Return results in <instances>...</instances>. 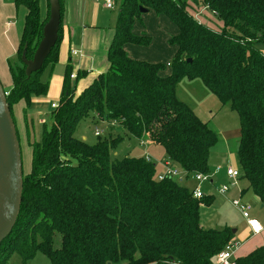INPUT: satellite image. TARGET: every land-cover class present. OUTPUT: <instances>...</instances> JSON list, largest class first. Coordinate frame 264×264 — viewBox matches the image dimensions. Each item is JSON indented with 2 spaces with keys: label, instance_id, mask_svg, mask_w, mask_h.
Here are the masks:
<instances>
[{
  "label": "trees",
  "instance_id": "1",
  "mask_svg": "<svg viewBox=\"0 0 264 264\" xmlns=\"http://www.w3.org/2000/svg\"><path fill=\"white\" fill-rule=\"evenodd\" d=\"M114 1L119 10L106 52L108 69L78 92L77 83L88 73L77 71L72 80L67 64L50 124L42 125L38 142L27 141L30 169L22 171L20 209L0 245V263L14 252L26 264L40 252L50 264H213L233 240L229 228L200 224V208L210 206L213 197L195 199L174 180L158 181L147 158H112L123 137L147 139L184 171L210 173L208 159L217 136L177 99L176 86L183 79L199 80L236 114L239 179L264 206V53L259 49L264 46V0ZM200 2L203 15L197 18ZM15 4L27 14L17 54L7 61L11 86L3 89L14 125L13 107L23 103L24 112L33 98L47 95L49 85L39 77L46 66L52 70L57 64L62 38L59 26L43 67L27 78L21 53L26 46V59L32 58L49 12L41 20L38 0ZM59 5L61 18L63 0ZM140 8L164 15L176 26L177 34L168 39L174 47L170 63L132 60L125 52L127 44L147 46L151 41L132 34ZM208 15L217 26L205 22ZM90 114L118 126L124 136L102 135L94 144L76 138L79 124ZM56 236L58 248L53 247ZM234 264H264V247Z\"/></svg>",
  "mask_w": 264,
  "mask_h": 264
},
{
  "label": "rangeland",
  "instance_id": "2",
  "mask_svg": "<svg viewBox=\"0 0 264 264\" xmlns=\"http://www.w3.org/2000/svg\"><path fill=\"white\" fill-rule=\"evenodd\" d=\"M118 1V0H117ZM10 2H13L10 0ZM94 4V3H93ZM23 7V6H22ZM21 7V8H22ZM203 5L200 2L197 6L199 13L195 17L199 18L203 15ZM93 9L97 14L98 26L93 31H98L97 35L99 39L96 40L98 44L102 43L105 40V36L108 39V44L111 43L113 36V23H115L116 12H118L119 7H114L112 10L105 9L100 2L97 6L94 4ZM22 10H24L22 8ZM193 13H196L193 10ZM205 22L208 25L215 27L217 26L216 21H213L212 16H205ZM212 17V18H211ZM199 21H202L199 19ZM90 23H86V36H88V28ZM178 30L176 26L170 22V20L164 15H157L153 11L149 10L147 13L140 15V21H136L132 27V34L136 36H142L143 34L151 38L149 45L147 46H136L128 44V49L126 53L128 57L132 60L144 61L148 63H157L161 65H166L172 61L174 55V47L168 44V39L177 34ZM82 32L76 33L74 38L79 42V39H82ZM77 42H72V46L77 44ZM109 46V45H108ZM125 47V46H124ZM103 48V47H102ZM101 48V49H102ZM259 49L264 53V46H260ZM76 51L81 55L79 50ZM64 59V56L63 58ZM169 67L165 68L164 73L167 74ZM65 68L63 63L57 62V64L52 68L46 66L41 74L40 80L46 82L49 85V91L42 101L35 102L30 107L33 102L30 103L29 110H27L26 115V127L23 123V116L21 115V120L18 118L13 107V118L15 121V126L17 129V134L19 138V147L21 152V163L22 171L24 174H27L30 169L31 161V152L27 145L29 139L30 142L39 141L41 137L42 125H49V115L52 111L50 109V104H58V100L61 95V86L64 80ZM8 72L5 62L0 63V84L4 90L8 87ZM74 84V81H72ZM76 85V84H75ZM79 83L76 85L78 88ZM176 97L178 100L183 102L187 107H189L197 117L206 122L209 125V128L217 136V142L210 151L208 166L214 168H227L229 165L233 168H238V159H237V138L236 133L238 132V119L236 114L230 110L229 106H222L216 97L212 95L199 80H186L183 79L176 86ZM37 107L38 114H34L33 108ZM22 114V112H21ZM28 115H30L28 117ZM108 126L106 123L99 122L95 119L94 114L90 116L78 126V132L75 134L76 138L82 139L88 144H94L96 142V137L94 136V128L97 127L99 131L102 132L103 136L106 135L105 130ZM26 128L28 129V137L26 136ZM114 129V128H113ZM235 130V134L233 131ZM224 132H229L230 136L227 138V141H224ZM112 136L121 135L124 136L123 132H117L113 134V131L110 132ZM164 150L162 147L150 144L145 140L137 142L133 138L123 137L122 141L112 152L113 159H122L126 154L131 156H140L149 159L156 168L157 174H162L163 169L161 167L162 158L164 157ZM184 177V175H182ZM176 183L180 186L185 187L188 190H191L195 183L190 177L187 181L179 180V178L174 179ZM243 180L239 179L238 185H242ZM222 186V181H219L218 178L214 179V186L208 187L207 184H202L200 187L201 191L205 196H212L213 202L210 206H202L199 211L200 224L204 229H215L221 230L229 228L230 230H238L239 233L245 229V220L241 217L239 211H237L231 205V199L227 201L229 191L225 195H218L215 190ZM234 186V187H236ZM234 200V199H233ZM238 200V199H236ZM246 204V203H243ZM248 205V204H246ZM254 211V209H252ZM257 220L260 223V217H264V209L258 207L256 208ZM251 210L249 211V217ZM233 241H235L233 239ZM237 242V241H236ZM60 243L59 236L54 238V248H58ZM239 243V242H238ZM0 264H22L19 257L16 253H12L7 260L2 261ZM26 264H50L49 260L40 252L36 254L26 263Z\"/></svg>",
  "mask_w": 264,
  "mask_h": 264
},
{
  "label": "crops",
  "instance_id": "3",
  "mask_svg": "<svg viewBox=\"0 0 264 264\" xmlns=\"http://www.w3.org/2000/svg\"><path fill=\"white\" fill-rule=\"evenodd\" d=\"M12 1L13 2H10V0H0V63L5 62L6 67H7V61L14 59L17 54V49L20 43L21 34L24 25V19L27 14V10L23 5L17 6L15 4V0ZM93 3L97 6L98 1L97 0H63V11L60 19L62 38H61V43L59 45L58 62L63 63L64 68L67 64H70L73 70L72 73L74 75L76 74L77 71H86L88 73L86 78L78 82L79 83L77 88L78 92L85 85H87L97 74L103 73L108 69L106 52L109 47L108 45L110 44H108L109 41L106 36H105V40L102 43L98 44V42L96 41L99 39V36L97 35V33L99 32L95 30L93 31L92 29L97 28L98 26L97 22L99 18L95 13V9H93V5H94ZM38 6H39V16L41 20H43L46 18L48 12V0H38ZM21 7L24 10H22ZM86 23H90L88 27L90 28L88 30L89 33L88 36H86V30H85ZM79 30L82 32L81 35L82 39H79V42H77L74 36L76 35L77 32H79ZM72 42H77V44H74L72 46ZM128 48H129L128 44L125 45L124 47L125 52ZM73 50H79L81 55L72 56L71 52ZM63 56L64 59H62ZM7 72H8V68H7ZM8 76H9V72H8ZM10 86H11V81L9 76L8 86H7L8 88L6 90H8ZM48 91H49V86H48ZM46 96L40 98H33L31 100V102L33 103L31 104V106L30 105L29 106L32 108V105L35 102L44 100ZM51 105L52 104H50V109L52 110ZM29 106L26 108L24 112H22L24 108L23 103H20L14 107L15 113L17 114L18 118H20V120H21V115L23 116L24 126H25V121L27 119L26 112L27 110H29ZM34 106L35 107L33 108V111L34 114L37 115L38 114L37 107L39 106L36 105ZM29 116L30 115H28V117ZM106 128H107V130H105L106 134H111L110 133L111 131H113V134H116L119 131L122 132L121 128H119L116 125L114 126L108 125ZM233 133L235 134V130L233 131ZM223 134H224V141L226 142L230 134L229 132H224ZM235 135L237 138L236 140L239 143V124H238V132ZM143 140L150 143L147 139H143ZM162 160L163 163L165 161V155L162 158ZM210 169L213 170L214 167L212 166L210 167ZM235 169L239 170V167ZM216 178H218L219 181H222V184L228 182V180L225 177V168H221L219 173L213 177L212 179L213 184H214V179L216 180ZM207 185L208 187H212L209 184ZM246 187L247 185L244 181L242 185L239 186L237 185L236 187H232L229 191L227 201H229L230 199L231 200L238 199L242 203L248 204L251 210L250 216L253 219L257 220L256 208L260 207L264 209V206L261 204L259 199L252 193V191L245 190ZM252 209H254V211ZM258 217H260L259 224L262 230L257 235H251L248 227L246 226V223H245V229L242 230L241 233H239V231L236 229L234 230V233H232L233 234L232 239L239 242L238 249L234 253V259L244 257L250 254L251 252H253L255 249L264 247V217L261 216Z\"/></svg>",
  "mask_w": 264,
  "mask_h": 264
},
{
  "label": "water",
  "instance_id": "4",
  "mask_svg": "<svg viewBox=\"0 0 264 264\" xmlns=\"http://www.w3.org/2000/svg\"><path fill=\"white\" fill-rule=\"evenodd\" d=\"M48 4V20L43 25L41 40L32 58L26 59V46L21 53V61L25 66L24 73L27 78L41 70L57 42L61 19L59 0H48ZM139 11L144 14L148 10L140 8ZM21 194L22 163L19 141L4 90L0 84V245L10 235L16 223Z\"/></svg>",
  "mask_w": 264,
  "mask_h": 264
},
{
  "label": "built area",
  "instance_id": "5",
  "mask_svg": "<svg viewBox=\"0 0 264 264\" xmlns=\"http://www.w3.org/2000/svg\"><path fill=\"white\" fill-rule=\"evenodd\" d=\"M102 4V6L105 9L112 10L115 7V1L114 0H97ZM72 56H76L77 52L72 51ZM71 79L75 78V75L72 74L70 76ZM5 96L7 93H5ZM57 107V104H52L51 108L54 109ZM111 126H114V124H111ZM102 132L97 129V127L94 128V136L99 137L102 136ZM162 174H156V179L158 181L164 180V179H171L174 180L176 178H179L181 181L182 179L187 181L190 177L195 183V186L190 190L192 193V197L195 199H200L204 196L203 192L201 191V185L202 184H209L210 186H214L213 184V177L219 173L221 168H214L210 171L208 174H201L197 172H187L181 169L179 166L171 163L168 160H165L162 163ZM184 175V177H182ZM240 176V171L229 166L225 168V177L228 180V182L222 184L220 188H217L215 192L222 196L225 195L232 187L236 186L238 178ZM231 205L240 212L241 217L245 220L246 226L248 227L251 235H257L261 232L262 228L258 221H256L253 218L249 217V211L250 206L243 204L239 200H232ZM238 242L236 241H230L221 251H219L213 260V264H234V253L238 249Z\"/></svg>",
  "mask_w": 264,
  "mask_h": 264
}]
</instances>
